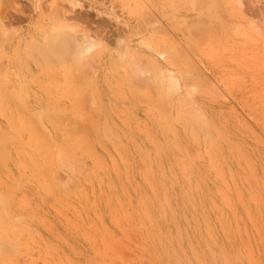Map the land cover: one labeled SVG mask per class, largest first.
Segmentation results:
<instances>
[{
  "label": "rangeland",
  "instance_id": "1",
  "mask_svg": "<svg viewBox=\"0 0 264 264\" xmlns=\"http://www.w3.org/2000/svg\"><path fill=\"white\" fill-rule=\"evenodd\" d=\"M225 258L264 264V0H0V264Z\"/></svg>",
  "mask_w": 264,
  "mask_h": 264
},
{
  "label": "bare ground",
  "instance_id": "2",
  "mask_svg": "<svg viewBox=\"0 0 264 264\" xmlns=\"http://www.w3.org/2000/svg\"><path fill=\"white\" fill-rule=\"evenodd\" d=\"M67 36H69V35L67 34ZM86 38L88 39V37H86ZM84 39H82V40H84ZM66 40H69V39L66 38ZM88 40L82 41L80 43V45H78L77 48H76L77 50H76V53H75L74 57H76L79 61H84L85 62V59L87 60L89 58V56L92 54V52H93V55L96 53V56L97 57L99 56L97 54L98 53V51H97V43L93 42V41H88ZM48 43H49V41H48ZM74 44H76V42ZM66 49H67V47H66ZM143 72H145V71L141 70V73H143ZM219 261H220V263H223V264H229V262H230L228 258H225V259L219 260ZM217 262H215V263L217 264ZM205 264H207V263H205Z\"/></svg>",
  "mask_w": 264,
  "mask_h": 264
}]
</instances>
